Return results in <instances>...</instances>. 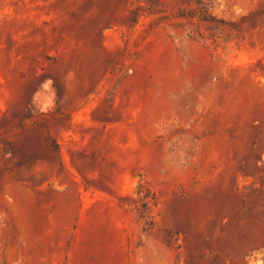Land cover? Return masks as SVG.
<instances>
[{
  "label": "rangeland",
  "instance_id": "1",
  "mask_svg": "<svg viewBox=\"0 0 264 264\" xmlns=\"http://www.w3.org/2000/svg\"><path fill=\"white\" fill-rule=\"evenodd\" d=\"M0 264H264V0H0Z\"/></svg>",
  "mask_w": 264,
  "mask_h": 264
},
{
  "label": "trees",
  "instance_id": "2",
  "mask_svg": "<svg viewBox=\"0 0 264 264\" xmlns=\"http://www.w3.org/2000/svg\"><path fill=\"white\" fill-rule=\"evenodd\" d=\"M201 9H202L201 17H203L205 20H213L214 19L210 14H208L207 10L204 7H202Z\"/></svg>",
  "mask_w": 264,
  "mask_h": 264
}]
</instances>
